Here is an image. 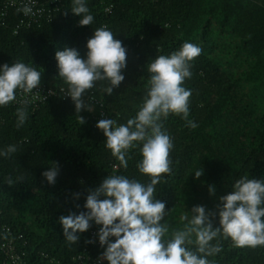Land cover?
<instances>
[{
  "label": "trees",
  "instance_id": "trees-1",
  "mask_svg": "<svg viewBox=\"0 0 264 264\" xmlns=\"http://www.w3.org/2000/svg\"><path fill=\"white\" fill-rule=\"evenodd\" d=\"M6 6L7 0H0V64L22 60L41 72L40 85L57 91L42 103L0 106V148H17L0 157V230L10 225L24 235L26 264H76L74 257L84 249L101 256L104 247L86 242L92 227L70 244L59 216L82 211L88 191L107 175L149 179L136 168L138 150H129L128 168H122L104 146L95 113H76L70 97L60 92L67 85L57 76L55 52L75 47L83 56L97 27L111 29L126 47L125 79L112 95L93 89L84 98L90 103L89 96L95 95L118 123L126 122L141 104L151 59L178 50L184 42L201 49L190 62L191 78L184 81L192 90L189 119L197 126L191 128L171 114L165 121L174 143L173 171L156 186L155 195L166 202L164 220L170 231L183 228L182 217L194 205L215 210L219 197L241 176L264 179V0H88L94 20L84 26L71 12V0L31 25H22L17 7ZM18 107L27 111L20 128L15 126ZM53 163L59 172L49 184L41 173ZM201 168L203 175L194 178ZM18 176L22 179L16 181ZM8 178L15 182L9 185ZM220 243L221 252L208 258L214 264L264 263V246L236 247L230 239Z\"/></svg>",
  "mask_w": 264,
  "mask_h": 264
},
{
  "label": "clouds",
  "instance_id": "clouds-1",
  "mask_svg": "<svg viewBox=\"0 0 264 264\" xmlns=\"http://www.w3.org/2000/svg\"><path fill=\"white\" fill-rule=\"evenodd\" d=\"M34 2L27 0L17 11L26 16L32 14L30 5ZM70 8L80 17V26L93 23L88 0H71ZM114 34L105 26L95 28L83 56L75 47L55 52L57 76L67 85L61 91L70 97L76 113L93 111V105L84 98L90 90L112 95L125 79L126 47ZM200 51L199 46L184 42L176 51L155 56L146 65L150 74L146 93L134 115L124 123L113 118L96 122L106 138L104 146L120 166L128 168L129 150L136 149L140 155L136 168L149 179L142 182L123 174L103 178L88 191L82 211L70 210L59 216L68 243H75L79 234L93 225L99 226L96 237L104 247L100 259L108 264H214L208 258L221 252V239H230L236 247L264 246V179L241 176L230 192L219 197L215 210L194 205L182 217L186 221L183 228L172 231L164 220L168 215L166 202L155 195L156 186L173 171L170 152L174 143L165 121L171 114L180 116L191 128L197 126L189 119L192 90L184 86V81L191 78L190 62ZM40 83L41 72L22 60L0 64V106L16 100L21 91L32 93ZM26 120V107H18L15 126L22 127ZM79 120L81 124L85 122L82 116ZM16 151V145L9 144L6 149L0 148V157L7 158ZM58 172V165L53 163L41 175L54 184ZM194 174L199 179L203 169ZM21 179L18 176L16 181ZM14 182L7 179L9 185ZM208 191L215 195L214 186L209 185ZM73 197L78 200L80 193H73ZM80 207L76 204V208Z\"/></svg>",
  "mask_w": 264,
  "mask_h": 264
},
{
  "label": "built area",
  "instance_id": "built-area-1",
  "mask_svg": "<svg viewBox=\"0 0 264 264\" xmlns=\"http://www.w3.org/2000/svg\"><path fill=\"white\" fill-rule=\"evenodd\" d=\"M64 0H35L34 4H31L32 14L26 16L22 13V25H31L38 23L45 17H51L53 12L59 10L61 3ZM27 0H7V6H15L17 8L22 7ZM6 6V8H7ZM6 14V11H3ZM65 89V88H61ZM62 95L67 96L60 90ZM57 94V91L53 88H48L43 85H38L37 89H34L32 93H18L15 103H33L45 102L52 95ZM93 99L89 100L92 105L98 107L99 111L94 114L96 120L111 118L110 114L104 109V103L95 95H91ZM97 225H93L90 232V240H94L91 243L93 246H99L100 243L96 237L98 231ZM28 242L24 239V235L17 230H14L10 225H3L0 230V252L2 253V261L0 264H26V257L28 256ZM101 256L96 255L90 249H84L79 252L74 260L76 264H104L105 260L100 259ZM264 264V263H263Z\"/></svg>",
  "mask_w": 264,
  "mask_h": 264
},
{
  "label": "rangeland",
  "instance_id": "rangeland-1",
  "mask_svg": "<svg viewBox=\"0 0 264 264\" xmlns=\"http://www.w3.org/2000/svg\"><path fill=\"white\" fill-rule=\"evenodd\" d=\"M91 112H94V113L98 112L97 106L93 105V111H91Z\"/></svg>",
  "mask_w": 264,
  "mask_h": 264
}]
</instances>
